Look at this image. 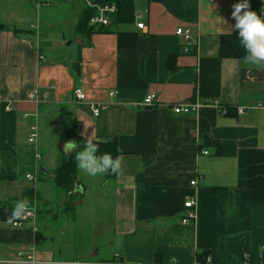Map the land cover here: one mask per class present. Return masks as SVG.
Listing matches in <instances>:
<instances>
[{
    "label": "crops",
    "instance_id": "obj_1",
    "mask_svg": "<svg viewBox=\"0 0 264 264\" xmlns=\"http://www.w3.org/2000/svg\"><path fill=\"white\" fill-rule=\"evenodd\" d=\"M244 2L133 0L132 20L85 36L72 17L54 38L32 6L0 0V264H264V69L246 64V53L221 54ZM247 3L264 19V0ZM179 27L191 30L189 52ZM120 32L136 44L120 45ZM77 87L84 101L73 98ZM176 103L200 107L175 114ZM72 120L86 140L116 146L120 175L78 169L72 190L56 186ZM22 200L36 217L15 227L8 219ZM189 200L196 218L184 225Z\"/></svg>",
    "mask_w": 264,
    "mask_h": 264
},
{
    "label": "clouds",
    "instance_id": "obj_2",
    "mask_svg": "<svg viewBox=\"0 0 264 264\" xmlns=\"http://www.w3.org/2000/svg\"><path fill=\"white\" fill-rule=\"evenodd\" d=\"M248 8L247 0L244 3L234 5V11L232 12V17L236 21L234 29L238 32L240 44L245 49L244 62L257 69H264V19L258 16L256 12L246 10ZM77 146V142L73 140L65 142L63 145L64 154L68 156ZM98 151L99 145L93 143L91 137H89L83 149L76 152L75 159L78 169L90 176L109 173L120 175L122 172V157L118 156L114 159L110 153L98 156ZM26 207V200L17 202L8 223H13L14 220L20 218Z\"/></svg>",
    "mask_w": 264,
    "mask_h": 264
},
{
    "label": "trees",
    "instance_id": "obj_3",
    "mask_svg": "<svg viewBox=\"0 0 264 264\" xmlns=\"http://www.w3.org/2000/svg\"><path fill=\"white\" fill-rule=\"evenodd\" d=\"M87 3L91 2L93 4H115L118 8L117 12L111 16V22L116 21H128L133 18V0H86ZM96 14V8L90 5H85L82 10L81 16L76 25V33L82 34L85 36H90L92 33L97 30H107L110 28L107 26H93L90 24L91 18ZM5 25L0 20V30L3 29ZM129 42L126 43L124 40V34L119 33V44H127L129 47H133L136 44L135 35H127ZM221 54L224 57H241L245 54V49L240 44V38L238 32L231 35L222 36L221 43ZM64 137L66 139H72L77 142V148L70 153L68 156H63L62 160L55 170L54 181L58 188L68 190L69 187L74 182V177L77 175L78 167L77 161L75 159L76 152H79L83 149L86 139L80 136L77 132V124L74 120L71 121L69 128L65 131ZM99 145V151L97 155H103L104 153H110L111 156L115 159L119 151L116 146L111 143H101L93 142ZM108 179L115 178L116 174H105ZM257 199V195H254V199Z\"/></svg>",
    "mask_w": 264,
    "mask_h": 264
},
{
    "label": "built area",
    "instance_id": "obj_4",
    "mask_svg": "<svg viewBox=\"0 0 264 264\" xmlns=\"http://www.w3.org/2000/svg\"><path fill=\"white\" fill-rule=\"evenodd\" d=\"M32 4H34L36 7L40 8L43 5H49L51 0H29ZM88 5L93 6L96 8V14L91 18L90 24L93 26H107L109 25L111 21V16L114 15L118 8L113 3H107V4H93L91 2H88ZM141 15H138V18H141ZM139 28L144 27L143 22L138 23ZM176 34L178 36H181L184 38L186 42L185 51L189 52L191 50L192 41H191V30L189 28L179 27L176 30ZM117 92H111V95L116 94ZM72 96L77 101H84L86 99V94L84 90L81 87H77L73 90ZM30 97L34 99L35 101L39 102V99L36 97L35 94H30ZM145 103L147 104H153L156 101V95L155 94H149L145 98ZM200 105L198 103H176L172 105V110L175 114H189L194 111H197ZM100 114V108L94 109V115L98 116ZM38 136V131L36 126H32L31 128V134L29 140L31 142L35 141ZM204 153H208V151H205ZM36 158L40 160L41 155L38 153L36 155ZM28 178L32 179V175H28ZM196 181H193L192 184H196ZM185 207L188 209V212L182 219V223L184 225L190 224L192 221L196 218V211H195V202L192 200H189L185 203ZM36 217V208L31 207L27 205L25 212L22 214V216L14 221L15 227H21L25 223H27L29 220L34 219ZM24 252L18 251L16 253L15 258L19 261H21L24 257ZM27 260L36 263V257L34 253L30 252L26 256ZM77 264V263H76ZM169 264H177L176 261H171ZM193 264H209V261L202 263L199 261L194 262Z\"/></svg>",
    "mask_w": 264,
    "mask_h": 264
},
{
    "label": "rangeland",
    "instance_id": "obj_5",
    "mask_svg": "<svg viewBox=\"0 0 264 264\" xmlns=\"http://www.w3.org/2000/svg\"><path fill=\"white\" fill-rule=\"evenodd\" d=\"M25 3L27 7L31 6L33 7L31 10L33 17L34 23H38V20H44L43 26H45V29L41 28L42 33H48L51 37H58L62 29H68L70 24H71V18L75 17L76 23L78 22L82 10L85 7V5H88L86 0H75V6L73 10V16L71 15V6L72 4L68 2V0H51L49 3V7H44L41 10H37L34 8L32 3L29 0H20ZM5 9L4 4H2V10ZM40 22V21H39ZM49 25H52L53 28H48ZM73 36H76L74 33ZM73 184L69 187L68 190H72ZM62 190V189H60ZM62 194V193H61ZM64 196V194L62 195ZM76 200L80 197L79 194L74 196ZM75 201V200H74ZM89 203L87 204V207L85 209H88L85 211L86 214L92 215V218L88 219L89 221V227L88 232H90V237H96L98 227L95 225V214H94V209L97 207L98 202H95V198H92L88 200ZM54 212L55 213H60L59 217L60 218H66L67 214L65 213V210L63 207H54ZM87 219V220H88ZM109 235V231L107 232ZM103 238H105V235H101Z\"/></svg>",
    "mask_w": 264,
    "mask_h": 264
}]
</instances>
